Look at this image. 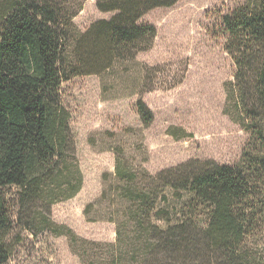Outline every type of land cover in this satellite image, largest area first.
Here are the masks:
<instances>
[{"label": "trees", "instance_id": "16d2710c", "mask_svg": "<svg viewBox=\"0 0 264 264\" xmlns=\"http://www.w3.org/2000/svg\"><path fill=\"white\" fill-rule=\"evenodd\" d=\"M95 1L100 12L115 15L84 33L72 23L76 11L59 8L58 0H15L2 8L0 264L9 259L2 235L23 218L30 232L42 225L68 237L84 264H259L250 242L264 230V0H245L221 18L224 50L235 65L227 102H236L237 118L230 116L249 136L239 163L192 160L156 175L143 169L138 186L137 173L124 172L116 159L124 220L115 223V242H90L53 222L52 206L75 197L84 182L62 84L150 50L157 30L139 20L180 0ZM138 111L149 125L151 111L142 102ZM12 189L16 216L6 194Z\"/></svg>", "mask_w": 264, "mask_h": 264}, {"label": "rangeland", "instance_id": "374dc122", "mask_svg": "<svg viewBox=\"0 0 264 264\" xmlns=\"http://www.w3.org/2000/svg\"><path fill=\"white\" fill-rule=\"evenodd\" d=\"M244 1L180 0L154 9L138 22L157 30L150 50L115 62L102 74L62 84L84 182L75 197L52 206L54 223L90 242H115V223L124 220V182L116 175V159L124 172L137 173L138 186L145 179L143 169L156 175L192 160L239 163L249 136L234 120L236 102H227V89L236 85L235 65L224 50L221 18ZM13 2L3 1L0 16ZM58 6L76 11L72 23L79 33L115 15L100 12L95 0H58ZM140 102L152 113L149 125L139 114ZM16 192L6 190L12 216L19 212ZM43 228L34 225L30 232L25 218L12 220L2 235L9 255L5 264H84L68 237ZM250 253L264 264V230L251 239Z\"/></svg>", "mask_w": 264, "mask_h": 264}]
</instances>
